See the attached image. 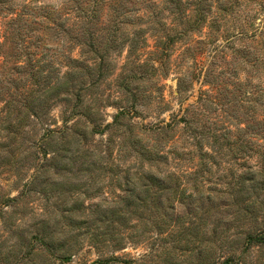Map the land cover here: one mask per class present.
<instances>
[{
    "label": "rangeland",
    "instance_id": "obj_1",
    "mask_svg": "<svg viewBox=\"0 0 264 264\" xmlns=\"http://www.w3.org/2000/svg\"><path fill=\"white\" fill-rule=\"evenodd\" d=\"M205 1L90 36L73 0H0V264H264V6Z\"/></svg>",
    "mask_w": 264,
    "mask_h": 264
},
{
    "label": "trees",
    "instance_id": "obj_2",
    "mask_svg": "<svg viewBox=\"0 0 264 264\" xmlns=\"http://www.w3.org/2000/svg\"><path fill=\"white\" fill-rule=\"evenodd\" d=\"M76 4L75 6V19L74 21L76 22V24L78 25V27L82 30V32L88 33L90 36H92L93 34H95V32L93 33L92 28H90L91 26L90 23H94V20L96 18V16L98 15V13L104 12L105 9H107L106 14H109V11H116V13L118 15H123L124 17L128 18L131 17L133 15L135 16H142V14H146L148 19H156L157 16L161 13H168V14H179V15H186L190 12L195 13L197 15L203 16L204 14H206L207 10L206 8H204L205 5V0H140L141 2H147L151 3L148 8H137L134 9V7L132 6L131 8L126 7L123 5L124 2L130 1V0H73ZM238 0H234V5L239 4L237 2ZM136 2V1H134ZM237 2V4H235ZM187 4L189 3L191 9L190 12L187 10H184V8H182V4ZM162 4L161 7H159ZM259 5L264 6V0H261L260 2H258ZM133 5H135V3H133ZM106 7V8H105ZM103 10V11H102ZM62 24L59 25L60 27L64 28V24L65 22H61ZM49 24V22H48ZM154 23H152L153 25ZM151 27V24L146 26V27H138L137 26H133L132 28H129L127 31L128 33L134 31V33H138L139 31L142 30H148ZM65 29V28H64ZM264 29V27L262 28ZM121 30V27H115L114 31H118ZM241 35H244V33H241ZM103 56V55H102ZM256 60H259L256 59ZM74 71L70 70L67 71L66 77H68V75L73 74ZM58 78V77H57ZM251 93H247V95ZM37 107H39L36 104H33V106L30 108V111H34V115H39L38 111H37ZM37 119V118H35ZM240 120L234 121V125L237 126L238 128L240 127V130H246L249 128V123L247 124V127L242 129V126H239ZM186 126L189 127V121L186 120ZM51 131V129H48V132ZM196 138V135H194V139ZM253 137H248V135L242 137V138H234V146H236L237 144H239L240 146H246L245 144H247L248 142H250L252 140ZM200 142V140H198V143ZM263 173H264V167L262 169ZM150 178H152V181H155L154 176H150ZM129 181V179H127ZM139 181H144L143 176H139L138 179ZM146 182V180H145ZM168 187H163V189H167ZM146 192L149 193H154L153 188L148 185ZM139 198H141V194H138ZM150 196V195H149ZM151 197V196H150ZM144 198V197H143ZM148 198V197H145ZM125 200L127 201V203H129L130 197L126 196ZM258 204V202L256 200L253 201H247L244 202L242 208L244 209L245 212H247L250 215V218L253 219V228L252 231L248 232L246 235V245L248 247H250L252 244H263L264 243V227L259 230V233L257 232L260 223L262 222L259 218H258V214L256 213V205ZM260 204H262V206L260 208L264 207V201L260 202ZM130 212L127 211L125 213L124 216H129ZM127 218V217H126ZM128 219V218H127ZM257 223V224H256ZM107 228L106 230H104V232H102L103 234H107ZM247 247V248H248ZM214 260L212 261H208L205 262L204 264H232L233 261V256H230L224 260L220 261V258L215 260V258H213Z\"/></svg>",
    "mask_w": 264,
    "mask_h": 264
}]
</instances>
